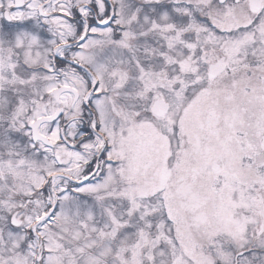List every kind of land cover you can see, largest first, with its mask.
<instances>
[{
    "label": "snow or ice",
    "instance_id": "obj_1",
    "mask_svg": "<svg viewBox=\"0 0 264 264\" xmlns=\"http://www.w3.org/2000/svg\"><path fill=\"white\" fill-rule=\"evenodd\" d=\"M0 264H264V0H0Z\"/></svg>",
    "mask_w": 264,
    "mask_h": 264
}]
</instances>
